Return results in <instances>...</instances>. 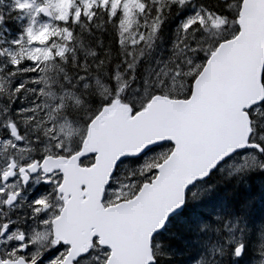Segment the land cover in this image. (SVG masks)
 I'll list each match as a JSON object with an SVG mask.
<instances>
[{
	"label": "snow or ice",
	"instance_id": "obj_1",
	"mask_svg": "<svg viewBox=\"0 0 264 264\" xmlns=\"http://www.w3.org/2000/svg\"><path fill=\"white\" fill-rule=\"evenodd\" d=\"M253 174L264 0H0V264H264Z\"/></svg>",
	"mask_w": 264,
	"mask_h": 264
},
{
	"label": "trees",
	"instance_id": "obj_2",
	"mask_svg": "<svg viewBox=\"0 0 264 264\" xmlns=\"http://www.w3.org/2000/svg\"><path fill=\"white\" fill-rule=\"evenodd\" d=\"M235 186V181L227 185H221L218 191L209 198L206 203H214L217 199L222 197L225 192L232 191ZM237 194L250 195L253 197L252 204L254 206V211L259 217L262 211H264V174H253L247 178V184L236 187Z\"/></svg>",
	"mask_w": 264,
	"mask_h": 264
}]
</instances>
